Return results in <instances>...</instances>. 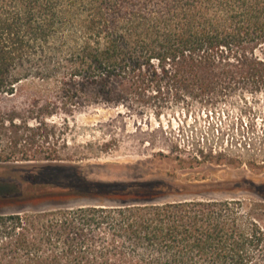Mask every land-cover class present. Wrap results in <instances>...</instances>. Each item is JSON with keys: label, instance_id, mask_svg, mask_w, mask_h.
<instances>
[{"label": "trees", "instance_id": "1", "mask_svg": "<svg viewBox=\"0 0 264 264\" xmlns=\"http://www.w3.org/2000/svg\"><path fill=\"white\" fill-rule=\"evenodd\" d=\"M243 90L264 91V0H0V100L22 101L0 109V165L28 169L25 182L76 161L50 141L48 116L152 100L159 114L170 99ZM6 186L0 199L21 197ZM89 186L134 198L0 213V264H264L261 204Z\"/></svg>", "mask_w": 264, "mask_h": 264}, {"label": "rangeland", "instance_id": "2", "mask_svg": "<svg viewBox=\"0 0 264 264\" xmlns=\"http://www.w3.org/2000/svg\"><path fill=\"white\" fill-rule=\"evenodd\" d=\"M19 102L0 100V109L19 108ZM168 102L159 114L152 100L142 108L95 105L73 116L46 117V132L54 133L50 141L58 139L63 155L76 161L38 172L30 182L24 181L28 169L0 165V183L10 190L17 184L21 191L20 198L0 199V213L115 205L134 198L90 191L93 184H161L157 195L143 196L156 203L240 200L248 207L264 206V91ZM33 125L29 119L28 127ZM10 129L29 133L25 126Z\"/></svg>", "mask_w": 264, "mask_h": 264}]
</instances>
